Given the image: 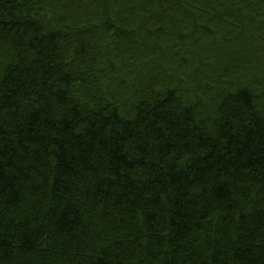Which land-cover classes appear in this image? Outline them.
Wrapping results in <instances>:
<instances>
[{"label":"trees","instance_id":"16d2710c","mask_svg":"<svg viewBox=\"0 0 264 264\" xmlns=\"http://www.w3.org/2000/svg\"><path fill=\"white\" fill-rule=\"evenodd\" d=\"M0 264H264V0H0Z\"/></svg>","mask_w":264,"mask_h":264},{"label":"rangeland","instance_id":"374dc122","mask_svg":"<svg viewBox=\"0 0 264 264\" xmlns=\"http://www.w3.org/2000/svg\"><path fill=\"white\" fill-rule=\"evenodd\" d=\"M112 75H110L108 78H110Z\"/></svg>","mask_w":264,"mask_h":264}]
</instances>
